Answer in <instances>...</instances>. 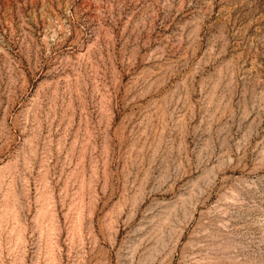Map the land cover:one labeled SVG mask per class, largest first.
<instances>
[{"label":"rangeland","instance_id":"rangeland-1","mask_svg":"<svg viewBox=\"0 0 264 264\" xmlns=\"http://www.w3.org/2000/svg\"><path fill=\"white\" fill-rule=\"evenodd\" d=\"M0 264H264V0H0Z\"/></svg>","mask_w":264,"mask_h":264}]
</instances>
